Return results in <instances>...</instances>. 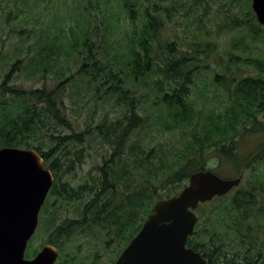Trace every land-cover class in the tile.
<instances>
[{"label": "trees", "instance_id": "obj_1", "mask_svg": "<svg viewBox=\"0 0 264 264\" xmlns=\"http://www.w3.org/2000/svg\"><path fill=\"white\" fill-rule=\"evenodd\" d=\"M119 1L114 11L80 0L68 35L58 26L45 39L32 29L24 57L0 79V149H34L55 176L50 198L82 203L74 218L58 223L53 212L44 223L47 243L62 253L75 234L110 236L127 244L156 202L179 194L192 174L229 167L237 178L264 161V27L251 0H218L221 8L214 16L220 20L210 25V0ZM199 7L204 11L189 23L196 26L187 43L164 35L167 21ZM233 33L225 58L220 42ZM63 38L69 61L76 55V71L71 64L57 68L49 84V71L60 67ZM17 74L22 82L15 80ZM42 81V87H34ZM90 94L117 116L107 114L78 131L66 100L78 105ZM152 126L179 134L177 147L159 151L140 138ZM249 137L262 141L245 155L242 147ZM95 142L109 157L78 187L60 184L90 156ZM48 203L54 209L59 202ZM197 211L200 220L188 247L209 264H264L263 182L215 198ZM43 247L26 257L34 258Z\"/></svg>", "mask_w": 264, "mask_h": 264}, {"label": "water", "instance_id": "obj_2", "mask_svg": "<svg viewBox=\"0 0 264 264\" xmlns=\"http://www.w3.org/2000/svg\"><path fill=\"white\" fill-rule=\"evenodd\" d=\"M258 23L264 27V0H252ZM243 177L224 179L211 171L189 178L179 194L156 202L139 234L117 264H209L188 247L200 216V205L228 195ZM54 177L34 149H0V264H55L59 251L46 245L32 259L28 244L39 227V216Z\"/></svg>", "mask_w": 264, "mask_h": 264}, {"label": "rangeland", "instance_id": "obj_3", "mask_svg": "<svg viewBox=\"0 0 264 264\" xmlns=\"http://www.w3.org/2000/svg\"><path fill=\"white\" fill-rule=\"evenodd\" d=\"M13 1V0H11ZM16 1V0H15ZM28 3H22L21 0H17L16 3H9V0H0V79H3V74L9 71L19 59H22L23 54L26 51L29 35L32 34V29H36L37 33L34 35L44 34L45 39H49L54 35L53 31L57 30V27L60 26L65 29L66 35L70 34V29L74 19L70 17L72 14L75 18V13L80 4V0H27ZM94 4L100 3V7L105 9H113L116 11L120 5L119 0H92ZM110 3V4H109ZM145 4H147L145 2ZM211 9L208 11V16L210 22L207 24H212L218 22L220 19L217 16H214L215 11L218 8H221V3L218 0H210ZM252 6V0H251ZM97 10V9H96ZM253 10V9H252ZM204 11V7H199L197 12H192L191 14H181L177 15L173 21H167V31L164 32L165 36L173 37L174 34L178 37L179 42L187 43L190 40L191 34L194 32L195 24L189 23L193 20L194 16L201 14ZM254 12V11H253ZM255 14V13H254ZM122 14L118 16L121 18ZM256 16V15H255ZM257 18V17H256ZM26 31L22 34L20 38L17 33L18 31ZM120 30H124L120 28ZM236 36L235 33L224 35L221 39V54L225 58L226 52L229 49L230 38ZM64 47L60 51L58 57V66L54 67L49 71L48 83L52 84V80L55 76L57 68L65 69L68 65L72 66V73L76 71V55H74L73 61H69L67 53L68 47L66 40L63 38ZM66 51V52H65ZM245 73L251 74L253 71L251 69L242 70ZM21 74H17L15 80L22 82ZM44 81L39 82L34 85V87H42ZM201 84V83H200ZM74 84L72 83V86ZM26 87L32 86V83H26ZM71 84L68 87V92H72ZM202 86V85H200ZM208 95H212L211 89L207 92ZM69 104V119L73 122V127L78 130H84L88 123H99L103 117L107 114H110V118H115L117 116L116 112L109 105H105L103 101H98L93 94H90L84 100L80 101L78 105H74L71 102V99L66 100ZM72 104V105H71ZM147 105V103H145ZM144 137V140L147 143H150L152 147H155L157 150L163 151H173L177 147L178 141L180 139L179 134H173L170 132H165L162 129L152 126L150 130L140 132V138ZM260 137H249L246 138L245 144L242 147V153L245 155L253 153L258 144L261 142ZM93 148L89 149V157H87L83 164L78 165L76 170L64 177V181L70 182L74 187H78L84 183L88 177L89 173L93 171L96 165L102 164L104 157L107 156L105 152L107 151L102 149L98 142L91 144ZM251 169L244 170L242 175L243 180L241 185L233 190L230 195L235 194L236 190L241 189L242 187H247L248 185H261V182L264 184V161L261 163H256L251 165ZM213 169L215 167H212ZM221 178H232L236 175L235 170L229 167H224L219 169V172H216ZM188 184V181L184 182L182 189ZM54 202L53 199H50ZM82 203L74 202L66 204L65 202H59L52 209L49 206V203H46L43 206L40 216H39V227L28 244L26 254H30L34 250H39L41 245H47L48 243V232L44 231V223L48 218L51 217L53 212L57 213V222L61 223L67 219L74 218L78 214V207ZM57 209V210H55ZM196 213L200 216L199 211ZM118 241L112 240L108 236L98 235H79L75 234L73 239L68 242L65 246V253H89V252H120L121 248ZM27 256V255H26ZM64 257L62 252H60L59 257ZM60 257V258H61ZM27 258V257H26ZM86 258L84 255L78 256L77 259ZM28 259V258H27ZM64 260V259H63Z\"/></svg>", "mask_w": 264, "mask_h": 264}, {"label": "flooded vegetation", "instance_id": "obj_4", "mask_svg": "<svg viewBox=\"0 0 264 264\" xmlns=\"http://www.w3.org/2000/svg\"><path fill=\"white\" fill-rule=\"evenodd\" d=\"M53 177H54V183H55L54 174H53ZM64 182H66V181H64V178H63V180L59 183L61 184ZM50 199L51 198H50V194H49L47 199H46L45 204L48 203ZM54 200L56 202H60V200H58L56 198ZM144 223H143V225H144ZM143 225H142V227H143ZM142 227H141V229H142ZM141 229L136 233V235L127 244L120 242V241L116 240L115 238L109 236V238H111L112 240L118 241L119 243L122 244V245H120V248H121L120 252H108L106 254L102 253V252H98V251L97 252H89V253H85V254L80 253V252L62 253V255L64 254L65 256L64 257L60 256L61 258L58 257L55 264H117L119 262V260L121 259V257L123 256L126 248L130 245L132 240L139 234ZM59 255H60V253H59ZM82 255H84L86 258L77 259L78 256H82ZM73 258H74V260H73ZM68 259H72V261H69ZM141 264H146V262L141 263Z\"/></svg>", "mask_w": 264, "mask_h": 264}, {"label": "bare ground", "instance_id": "obj_5", "mask_svg": "<svg viewBox=\"0 0 264 264\" xmlns=\"http://www.w3.org/2000/svg\"><path fill=\"white\" fill-rule=\"evenodd\" d=\"M241 185V184H240Z\"/></svg>", "mask_w": 264, "mask_h": 264}]
</instances>
